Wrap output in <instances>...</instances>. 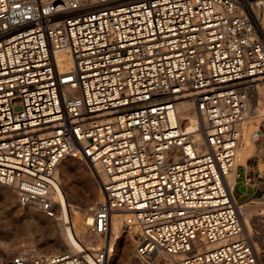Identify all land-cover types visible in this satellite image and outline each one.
<instances>
[{
	"label": "built area",
	"instance_id": "1",
	"mask_svg": "<svg viewBox=\"0 0 264 264\" xmlns=\"http://www.w3.org/2000/svg\"><path fill=\"white\" fill-rule=\"evenodd\" d=\"M263 81L264 0H0V184L57 218L58 167L88 162L105 240L0 264H108L116 218L141 264H264L244 224L264 204Z\"/></svg>",
	"mask_w": 264,
	"mask_h": 264
},
{
	"label": "bare ground",
	"instance_id": "2",
	"mask_svg": "<svg viewBox=\"0 0 264 264\" xmlns=\"http://www.w3.org/2000/svg\"><path fill=\"white\" fill-rule=\"evenodd\" d=\"M121 1H128V0H121ZM249 104L253 115V122L249 130V133H251L255 128L256 123L259 120L264 119V81L256 85V87L253 89ZM189 117L192 118L193 121L196 120L194 116H189ZM252 149H253L252 139H247L244 152L242 153V160L246 158L247 154H249L252 151ZM81 160L82 159L80 158H74V157L66 158L62 161V163L57 169L56 175L62 186L61 187L62 195L60 196V200L62 202V205L64 206V210L63 212L59 213L57 218H49L47 216V218L45 219V225L47 227L46 230L48 234V236L46 237L47 239L45 240L46 241L45 246L51 251L46 252V254L44 255H55L66 252H77L78 250L81 249L82 246L94 248L95 246L103 245L105 242L104 238H101V236L97 233V231L93 230L89 226L93 211L95 210L97 204L103 199V190H102L101 182L99 180V176L97 177L101 187L100 197L97 195V193H94L90 199H87L86 201L79 203V206L76 208L75 207L70 208V206L65 202V199H69L74 203L77 200L75 191L67 188V185L64 183V179L68 180L72 177L71 173L73 172H71V170L73 166L80 165ZM89 165L93 168L91 164ZM62 167H63V172L60 174V168ZM15 193L17 194L14 188L0 184V198L3 200L5 206L8 207L7 209L13 211L16 214L24 213L33 222H36L37 215L35 211L40 209L37 208L35 205H28L27 207H31V211L24 212L25 210L23 209V206L25 205H22L20 203L19 198H18L19 202L17 201L15 197ZM244 210H245L244 224L246 231L251 237V240L255 248L257 249L258 253L262 256V252L259 249L260 248L259 239L256 240L254 235L249 232L248 225L246 222L248 216H251L253 212H264V204L263 205L248 204L244 207ZM68 219H70L71 221L69 222ZM113 226H114V230H113L111 242L115 248L113 253L111 254L108 264H110L112 262V259L114 258L115 259L118 258L116 264H127L129 262H133L134 264H141V262L136 258L135 255V244H136L135 231L133 229L124 227L122 225L121 218H116L114 220ZM20 253L25 254L29 257H37L43 255L40 254V252L37 250L30 251V250H25V248L24 251H21ZM0 254L1 256H8L6 250L5 251L0 250Z\"/></svg>",
	"mask_w": 264,
	"mask_h": 264
},
{
	"label": "rangeland",
	"instance_id": "3",
	"mask_svg": "<svg viewBox=\"0 0 264 264\" xmlns=\"http://www.w3.org/2000/svg\"><path fill=\"white\" fill-rule=\"evenodd\" d=\"M85 162L86 161L81 160L80 165L73 166L71 170V172H73L71 173L72 177L68 180L64 179V183L67 185V188L75 191V195L77 198L75 203L70 201L69 199H65V202L70 206V208L78 207L79 203L90 199L94 193H97L99 197L101 195V187L97 177V173L94 168H92L87 162V164ZM62 172L63 167L60 168V174ZM236 187L237 188L235 189V195L239 201H247L255 194V190L253 188H244L242 179H239ZM15 197L18 201L16 193ZM7 208L8 207L5 206L3 200L0 198V250H6L8 254V256H1L0 254V258L9 259L11 256L24 251V248L25 250L30 251L37 250L40 252V254H46V252L51 251L45 246V240L48 236L46 230L47 227L45 225V219L47 218V216L42 211H35L37 220L36 222H33L24 213L16 214L13 211L8 210ZM23 209L25 210L24 212L31 211V207L23 206ZM68 221L70 222L71 220L68 219ZM246 223L248 225L249 232L254 235L256 240L259 239V249L262 252L264 260V212H253L251 216H248ZM117 261L118 258H114L112 259V262L110 264H116ZM127 264L134 263L129 262Z\"/></svg>",
	"mask_w": 264,
	"mask_h": 264
}]
</instances>
